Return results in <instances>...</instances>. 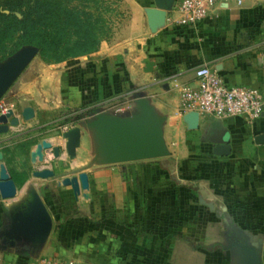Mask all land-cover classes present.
<instances>
[{"label":"crops","instance_id":"0c3cea01","mask_svg":"<svg viewBox=\"0 0 264 264\" xmlns=\"http://www.w3.org/2000/svg\"><path fill=\"white\" fill-rule=\"evenodd\" d=\"M124 1L130 2L132 14L120 23L123 35L102 39L96 50L62 61L37 59L2 95L0 111L11 107L20 121L0 132L1 161L4 144L11 148L36 127L55 126L67 109H92L131 91L145 97L163 119L169 154L108 162L100 155L94 129L73 123L60 129L80 126L76 157L62 152L51 158L49 148L35 164L29 154L27 171L10 170L5 162L17 191L0 197V264H30L41 256L67 257L77 264H236L227 246L235 239L233 224L260 243L264 264V143L254 140L264 133V110L253 123L239 115L198 114L192 127L191 110L179 108L181 86L195 83V68L202 63L229 84L264 90V0L220 1L207 17L187 25L167 20L171 13L177 16V0H172L154 30L145 8L162 9L155 0ZM144 57L153 61L151 71L143 69ZM128 101L116 104L119 115L136 109ZM26 105L34 109L29 119L20 114ZM222 130L230 152L216 154L212 137ZM57 137L42 139L61 144ZM47 158L53 174H35L49 167ZM81 171L87 172L89 185L74 194L61 181ZM200 197L213 201V209ZM39 203L51 219L46 232L30 221Z\"/></svg>","mask_w":264,"mask_h":264},{"label":"water","instance_id":"95a60500","mask_svg":"<svg viewBox=\"0 0 264 264\" xmlns=\"http://www.w3.org/2000/svg\"><path fill=\"white\" fill-rule=\"evenodd\" d=\"M155 3L162 7H146L145 12L149 27L154 30L165 19V8H170L172 0H155ZM38 52L35 46H26L12 61L0 70V98L24 70L30 60ZM144 70L151 71L153 61L148 57L142 59ZM138 95V94H137ZM136 109L130 115L96 113L89 122L86 123L93 128L98 141L100 155L108 162H125L136 159L155 158L169 154V149L163 137L162 118L157 116L148 102L140 94L135 99ZM21 117L29 119L34 114L32 106L26 105L22 108ZM189 116L193 120L192 127L197 126L195 119H198V112L191 110ZM191 120V121H192ZM20 117L15 114L13 108L8 107L5 111H0V132L8 130L9 125L18 124ZM64 136V148L68 157L76 155V149L80 143V126L74 125L62 132ZM257 143H264V133H259L254 137ZM214 145L212 151L216 154H227L230 152L229 137L225 130L218 132L212 137ZM52 148L55 156L59 155L60 147L52 145L49 140L42 139L36 144V149L32 151V159L35 155L38 159L43 158V150ZM3 152L0 149V197L7 198L14 196L17 186L14 179L10 176L5 164L1 161ZM40 176H51V168H42L35 171ZM69 184L77 194L81 188H87L89 185L88 174L81 171L77 176L65 177L61 181ZM200 201L213 209V201L200 197ZM226 220V219H225ZM31 224L39 231L46 232L50 229L51 219L46 208L39 203L34 206ZM233 239L227 246L233 250L237 256L236 264H263L261 259V245L250 241L245 231L234 227Z\"/></svg>","mask_w":264,"mask_h":264},{"label":"trees","instance_id":"16d2710c","mask_svg":"<svg viewBox=\"0 0 264 264\" xmlns=\"http://www.w3.org/2000/svg\"><path fill=\"white\" fill-rule=\"evenodd\" d=\"M103 0H0V59L32 45L46 62L96 50L111 33ZM95 5L91 10L90 5Z\"/></svg>","mask_w":264,"mask_h":264},{"label":"built area","instance_id":"2783aa9c","mask_svg":"<svg viewBox=\"0 0 264 264\" xmlns=\"http://www.w3.org/2000/svg\"><path fill=\"white\" fill-rule=\"evenodd\" d=\"M228 0H177L175 12L167 20L175 24H195L207 17L218 2ZM240 3L242 0H234ZM180 110H196L199 115L228 117L239 115L246 122L256 121L264 110V90L241 84H229L207 63L195 68V83L183 84L179 96ZM4 111V110H1ZM30 264H77L62 256H41Z\"/></svg>","mask_w":264,"mask_h":264},{"label":"rangeland","instance_id":"374dc122","mask_svg":"<svg viewBox=\"0 0 264 264\" xmlns=\"http://www.w3.org/2000/svg\"><path fill=\"white\" fill-rule=\"evenodd\" d=\"M103 1L105 2V5L102 4V6H101L102 10H103V15H104V17H106V19L108 20V22L110 23V26H111V33L105 39H110V38L113 39L114 36H118L120 34L123 35L125 25L124 24L120 25V23H123V22L127 23L128 20L130 19V15L132 14L130 2H128V4H127L126 1H124V0H103ZM124 4H126V5L124 6ZM94 7H95V5L93 3H91L89 8H91V10H94ZM119 26L121 27V29L119 30V28H118L116 30L115 28L119 27ZM114 31H117V32L114 34L113 33ZM26 46L28 47L31 45H22L19 48H17L15 51H13L12 53H10L7 56H5L4 58L0 59V70L4 69L12 61V59L14 57H16V55H18L20 50H22ZM37 59L44 61L40 57L39 53L37 52V54L33 56V58L30 60L29 63H32V62L36 61ZM76 61H80L79 58H76ZM44 62H46V61H44ZM46 63H51V62H46ZM28 64H27V66H28ZM136 96H138V95H135L134 91H131V93H128L125 97H124V95H122V96H114L113 95V97L110 96V98L106 102L100 103L98 105H94V108H92V109H83V108H81V109L75 108L73 110L67 109L66 112H62V117L59 120L55 121L56 122L55 126L47 125V126L39 127V128L36 127V129H33L34 131L32 134L27 133L26 135H24V137H22L20 140H18L15 143V145L13 144L11 146V148L7 146V143L4 144V148L6 151V157L4 160L7 163L10 170H15V168L18 167V169H21V170L25 169L27 171L28 168H30V167H28L26 164L29 162V154L32 153L30 151V146L34 145V143L37 142L38 139L42 140V138H47L48 136H54V135H58L57 139L58 140L60 139V142H62L61 144L56 143L60 147L59 155H62V152H63L65 157L69 158L66 151H65V148H64L65 138L62 135V131L60 129V128H62L61 127L62 125L65 124V125L69 126L73 123L85 124V123L89 122L93 117H95L96 113H105L108 115L118 114V112H116L114 109L116 107V104H118V103L124 104L125 100H127V99L129 100L128 101L129 103L134 104ZM107 97H109V96H107ZM82 106H83L82 104H79L77 107H82ZM71 108H73V107H71ZM64 113H70V114L65 116ZM56 125H59L60 127H57ZM46 128H48V129H46ZM54 130H55L56 134L51 135L52 133H55ZM40 141H38V142H40ZM36 144H35V147L33 150L36 149ZM47 149L49 150V148H47ZM52 152H53L52 150L49 151L51 158L54 157L52 155L53 154ZM30 156H31L30 159H32L33 158L32 155H30ZM34 157L35 158L31 160L32 163H34L35 161L38 160L36 155ZM74 157H76V156H74ZM74 157H72V158H74ZM51 158H49V159L47 158L48 161H46L45 164L49 165ZM5 162L3 161V163L5 164V166L7 168V165ZM13 162L19 164V166H17V165L14 166L15 164L13 165ZM47 168H50V165H49V167L47 166ZM36 170H39V169H36ZM230 220H231V218L228 216V218H227L228 224H233L231 222L232 220L231 221ZM243 223H245V221H243ZM212 229H213V233H214L215 232L214 226ZM257 231H258L260 237L263 236V230L260 229ZM211 236L213 237V234ZM215 236L216 235H214V237ZM217 236H218V234H217Z\"/></svg>","mask_w":264,"mask_h":264}]
</instances>
